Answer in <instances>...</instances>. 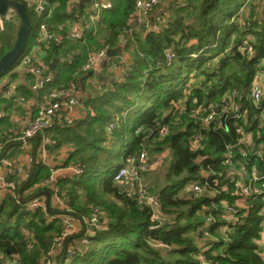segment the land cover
<instances>
[{
    "label": "trees",
    "instance_id": "trees-1",
    "mask_svg": "<svg viewBox=\"0 0 264 264\" xmlns=\"http://www.w3.org/2000/svg\"><path fill=\"white\" fill-rule=\"evenodd\" d=\"M134 2L135 0H115L114 8L104 13L103 22L112 34V44L121 34ZM190 2L194 5L193 14L196 8L199 9L197 22L185 27L183 15L176 10L169 27L166 26L160 33L147 34L139 39V52L125 81L117 83L115 91H108L91 100V109L78 124L58 129L65 140L75 144L72 155L80 160V166L84 168L81 175L59 180V188L64 189L69 196L68 203L72 211H61L49 203L46 212L50 216L54 215V219L49 220L42 209L29 208V203L46 191L52 193L47 186L28 196L24 195V189L51 176L50 169L42 164L35 163L23 184L16 188L18 198L12 194L7 195L9 206H0V251L6 257L17 256L18 264H41L55 245V238L63 230V219L59 216L66 213L81 220L82 225L77 233L64 238V249L57 256V264H200L199 255L212 264H264L258 254L259 245L256 242L262 220L258 213L262 205L260 197L250 201L249 215L242 224L230 229L228 240L223 239L216 231L217 226L223 224L222 219L212 227L213 234L220 238V242H216L214 247L216 251H201L202 247L191 235L203 222L202 213L207 212L206 208L212 206L213 202L220 201L221 198L233 202L234 197L229 191L234 192L235 184L224 178L223 154L227 144L237 143L239 140L236 121L226 120L225 126L204 128L189 112L179 118L175 114L176 105L181 99L185 100L187 109H191L201 103L218 102L226 91L247 90L259 64L264 61V13L260 18L246 21V27H243L228 23L240 7L239 0H189ZM67 3L68 0H59L49 21L57 32L65 31L67 25L64 23L71 18ZM190 4L178 9L191 12ZM27 13L33 28L25 52L34 37L32 17L35 18L36 15L28 10ZM61 25L63 27L60 29ZM248 33L256 38L253 44L255 52L252 55L239 50L242 39ZM178 34L181 37L176 40L174 36ZM192 39L195 40L193 43L190 42ZM173 43L176 44L174 50L177 57L172 66H165L164 51ZM102 45L92 38L85 43L67 39L59 45L53 41L48 43L50 56L65 59L64 63L58 65L61 73L58 76V86H68L76 81L73 75L75 72H82L79 69L90 50ZM77 48L81 54L70 63L67 57ZM141 52L143 55H140ZM207 63H210V67ZM186 71L188 75L179 81ZM2 75L4 73L0 77ZM191 79H196L195 83H191ZM248 107L247 130L253 131L255 142H264V125L258 128L259 110L251 103ZM128 110H133L134 118L128 115ZM115 118H119L120 124L112 132V136L114 142L116 140L121 143V150L115 158L121 163L119 161L116 164L112 151L107 153L109 158L101 159L97 154L101 150L108 151L101 145L103 140H109L106 125ZM158 122L170 123L171 132L165 138L154 141ZM83 125L85 128L82 130ZM139 126L144 131L135 134V129ZM198 130L203 135L202 146L193 150L190 141ZM127 134L130 138H126ZM153 142H156L158 152L168 148L171 154L170 163L166 167L168 180L159 190H154L162 204L163 217L166 216L161 224L152 219V209L149 206L127 197L114 180L116 172L128 156L138 155L145 145ZM58 143L60 141L57 145ZM87 146L95 148L97 152L85 155ZM259 165L264 166V159ZM211 168L217 172L220 188L225 183L229 185L228 192L224 191L219 198L180 196V191L189 181L195 178L204 181L202 171ZM69 183V187L63 188ZM183 206L188 209H181ZM6 207L9 210L2 219L3 211L8 209ZM95 208L102 210L100 222L86 235L89 225L84 218L90 217ZM157 224H160L158 228L151 229L152 225ZM86 236L89 244L83 245L81 240ZM74 241H79V244L68 248L69 244L74 245ZM158 243L167 244L170 249L157 246ZM223 245L225 248L220 251ZM71 249L75 252L73 256L69 255Z\"/></svg>",
    "mask_w": 264,
    "mask_h": 264
},
{
    "label": "built area",
    "instance_id": "built-area-1",
    "mask_svg": "<svg viewBox=\"0 0 264 264\" xmlns=\"http://www.w3.org/2000/svg\"><path fill=\"white\" fill-rule=\"evenodd\" d=\"M20 1L25 6L29 5L32 12L38 13L40 19L38 28L34 34L35 42L32 48L24 52L4 74L7 76L6 82L3 78H0V99L6 98L13 101L17 106H25L32 109V116L27 125L22 130L6 136L4 142H0V161L5 165V172L0 174V195L3 192H7V194H12L16 198L19 196L16 193L17 184L15 180L18 178H22V181L25 180L31 170L24 164L16 160L8 159L5 156L7 145L11 142H16L19 149L27 151L32 149V140L38 135H42V148L45 145L56 144V140L46 135V131L54 126L63 128L73 125L79 104V88L78 83L73 81L68 86L46 89V94L41 98L33 99L23 93L20 79L17 80L14 75L23 72L26 76H32L35 79L32 89L36 91L45 90V85L52 81L53 76L45 75L47 65L41 61L38 50L43 46L46 47L51 41L57 45L61 44L65 39L87 42L89 34L94 36L98 28L102 25L101 21H103L102 16L104 12L112 10L115 6V0H89V2L83 3L85 5L80 10L76 9V5L81 0H68L69 10H75L74 18L76 24L71 27L67 25L65 31L58 33L51 28L49 23L55 6L59 4L57 0ZM252 1L245 0L244 7ZM259 1L264 2V0ZM162 3L163 0H135L133 10L121 29V44L123 47L130 44V39L134 38L136 34L144 32L147 34H155L164 30L166 22ZM243 11L242 7L240 13L234 16L231 22H234L236 17ZM7 21L8 18L0 15V34L4 31ZM242 21V26L246 27L247 20ZM253 43L254 40L247 36L240 43L239 50L242 53L252 55L255 52ZM110 46L112 44L107 43L105 47L95 50L91 49L83 65V70L86 72H94L99 63L104 60L106 64L113 65L122 70L123 76L126 78L131 70V64L122 56H109L107 49ZM3 51L4 46L0 35V56ZM78 54V50H73L69 57H67L68 61L73 63L78 57ZM140 55H143V53L141 52ZM164 55L165 66H172L177 57L175 50L173 48H166ZM192 55L196 56V54ZM207 66L210 67V63H207ZM145 74H147V71H145ZM96 82V80L92 81L93 84H96ZM113 85H110L108 91H115V86ZM184 101L181 99L176 105L175 114L177 118L189 112L190 116L194 120H197L204 128L225 126L226 120H233L236 121V132L239 135L237 143L226 145L223 160V165L225 166L224 178L235 184L234 192L228 190L229 185L227 183L222 188L219 187L220 182L217 177V172L212 168L202 171V176L205 178L204 181L197 178L192 179L181 190V192L185 191L186 198H200L203 196L219 198L224 191H229V194L234 197L233 202H230L227 198H221L220 201L213 202L212 206L207 207V212L202 213L204 217L203 222L197 226L191 235L195 238L197 244L202 247L201 251L208 249L216 251L214 247L216 242H220V238L213 234L212 227L218 220L222 219L223 224L218 225L216 231L223 239L228 240L227 230H233L234 226L242 224L245 217L249 215L251 208L250 201L256 197H260L262 205L258 213L262 217V220L256 242L259 245L258 254L264 261V166L260 167L259 165V162L264 159V142H255L253 131L247 130L246 127L249 116V103L259 110L260 123L258 128L264 125V61L259 64L255 76L245 92H241L238 89L229 90L223 93L218 102L201 103L191 109H187ZM63 108L66 110L65 112H62ZM224 114H226V117L223 121L222 117ZM119 124V118H115L109 122L106 125L107 133H112ZM157 126L155 137H153L154 141L165 138L171 132L170 123L158 122ZM143 131V127L139 126L135 129V134ZM202 141L203 135L201 130H198L191 138V148L193 150L201 148ZM147 148L149 147L145 145L138 155L128 156L116 172L114 180L127 197L135 199L139 204L149 206L152 209V219L161 224L164 220L162 204L158 195L146 183L144 175L146 172L160 166L166 156L163 152L152 158L153 156H151ZM66 169L75 175L84 173V168L80 165L69 164ZM52 179L53 176L51 175L44 182L49 184ZM58 192L60 193V191L56 190L55 195L61 197ZM62 200L58 198V201ZM28 206L32 209L47 211V205L43 199H34ZM67 209L68 212L72 211L70 206ZM214 211L218 212V214L215 215ZM101 214L102 210L95 208L90 217L84 218V221L89 225L86 235L91 233L92 229L99 224ZM46 216L48 219L52 217L47 212ZM160 224L152 225L151 229L158 228ZM62 228V232L55 238V245L41 261V264H57V259L53 257L54 248L66 236L77 233L80 229L79 226L70 222L68 219L63 221ZM81 243L83 245L89 244L87 236L82 238ZM156 245L163 246L167 250L170 249V246L167 244L158 243ZM223 248H225L224 245L219 250L222 251ZM74 253L72 249L69 251L70 256H73ZM3 257L5 258L6 256L0 251V264H18L17 256H12L9 261L4 260ZM198 258L201 260L200 264H212L202 255H199Z\"/></svg>",
    "mask_w": 264,
    "mask_h": 264
},
{
    "label": "crops",
    "instance_id": "crops-1",
    "mask_svg": "<svg viewBox=\"0 0 264 264\" xmlns=\"http://www.w3.org/2000/svg\"><path fill=\"white\" fill-rule=\"evenodd\" d=\"M59 2V0H57ZM85 3V2H83ZM187 4H189V0H163L162 3V9H163V13L165 16V26H168V24L171 21V17L175 14L176 11H173L176 7H187ZM251 4H253V8L254 11L251 9ZM59 5V4H58ZM56 5L55 8L58 6ZM85 4L81 5L80 2L78 3V5H76V9H82L83 6ZM243 7V12L241 14H239L235 21L236 24H239L240 26H242V20H251L254 18H260L262 17V9L264 7V2L262 4V2H260L259 0H253L249 5L244 7V1L241 0L240 1V7L238 9V11L230 18V20L228 21V23H234L231 22L232 18L234 16H236L238 13H240L241 9ZM256 10L258 11V14L255 15L254 13L256 12ZM67 11L71 14V18H69L68 20L65 21L64 25H69L74 26L76 24V20L74 18V13L75 10L70 11L68 8V3H67ZM106 13V12H104ZM195 13H199V9L198 12L195 9ZM251 13H253L252 18H251ZM247 14V16L245 15ZM103 20H104V15L102 16ZM39 19H40V15L37 13L35 15V20H36V26L34 27V34L38 28V23H39ZM50 21V20H49ZM102 25L98 28L97 33L92 36L91 34H89L88 36V40L90 38H92L93 41H98L101 44H103L101 47H105L107 45V43H111V37L112 34L109 30H107V27L105 26V23L103 21H101ZM127 22V21H126ZM9 24V25H8ZM10 26V33H7V28L5 27L4 31L1 32V40H2V44L4 46V37L5 40L7 41V43L11 42V38H12V33H16V30L14 29V24L11 20H8L6 22V26ZM63 27V25L60 26V29ZM52 28V27H51ZM53 29V28H52ZM5 32V34H4ZM58 33H62V32H58ZM250 33H248L247 35H249ZM147 35V33H140V34H136L134 36V38L130 39L131 42L130 44H127L126 46L123 47V52L121 53H117L115 55H119L122 56L125 60H127L130 64L133 63L134 59L136 58L137 53L139 52L138 50L134 49L135 44L138 42L139 39L144 38ZM247 35L242 39V41L247 37ZM121 35H119L114 44H112V46L110 47H115L118 45H122L121 44ZM16 37V36H15ZM233 39L235 38V35H233L232 37ZM256 39V38H255ZM195 40L192 39L190 42L193 43ZM34 37L33 40L31 42V44L29 45L28 51L32 48V46L34 45ZM255 42V41H254ZM255 44V43H253ZM109 47V46H108ZM98 47H93L92 49H99ZM172 48V47H170ZM78 50V57L81 54V51L79 48H77ZM40 56H41V61L47 65V70L45 72V75H51L53 76V79L51 82L47 83L45 85V90L43 91H36L32 89V85L35 82V79H33L32 76H26L23 72L14 75L17 80L20 79V85H21V89L23 91V93L29 97V98H33V99H39L41 98L44 94H46V89H51L52 87H58L57 81H58V76L61 74L60 73V66L62 63H64V58L62 57H58V56H50L49 54V50L48 47L43 46L41 49L38 50ZM90 53V52H89ZM58 57L60 58V61L56 64V66L54 67L53 70L50 69V63L52 62V60ZM77 57V58H78ZM116 57V56H115ZM217 60V58H216ZM86 62V60H85ZM84 62V63H85ZM83 63V65H84ZM83 65L81 66V68L79 70H82L81 73H77L75 72L73 75V79L76 80V82L78 83V96H79V104L77 107V115L75 116V120L73 125L74 126L76 124H78V122L83 119L89 112V109H91V105L89 104V102L91 100L96 99L97 97H101L104 94H106L108 92V88L110 87V85L116 86L117 83H121L123 81H125V77L123 76V72L122 70H120L119 68L113 66V65H108L105 63L104 60H102L97 69L93 71H89L86 72L83 70ZM5 82L7 80V76L4 75L2 77ZM96 80V84H93L92 81ZM63 86V85H61ZM66 110L63 108L62 112H65ZM32 116V109L29 107H22V106H17L13 101L6 99V98H2L0 99V142H4L5 137L8 135H11L13 133H15L16 131H20L22 130L27 123L29 122L30 118ZM114 120V119H113ZM111 120V121H113ZM110 121V122H111ZM109 124V123H108ZM58 129H61V127H51L46 131V135H48L50 138H53L54 140H56V142L61 141L62 142H66V140L64 139V136L58 132ZM126 138H130V135H126ZM32 149H29L27 151H23L21 149H19L18 145L16 142H11L10 144L7 145V148L5 149L6 154L5 156L8 159L11 160H16L22 164H24L27 168H29L30 170L33 168V166L36 164H42L45 165L48 169H50L51 171V175L53 176V179L51 181V183L46 184L43 180L42 182V186L43 189L46 188L47 186H49L50 190L52 191V193H50L49 191H46L45 194L41 195L40 197H38L37 199H43L45 200V202H49L52 203V206L59 208L61 211L63 210H68L67 207L69 206L68 203V195H65V190L61 188H59V180L62 179H66V178H72L75 176V174L73 172H71L70 170H67L66 168H61V161L65 160V163L67 162V160L69 159V154L68 151L72 150L71 147H67L66 151H64L63 149H61L59 151V149H56L55 146L56 144H50L48 147L43 146L42 148V135H38L35 138H33L32 140ZM167 150V153L169 154L168 156V160L169 162H167V165H169L170 160H171V154L170 151L168 150V148H165L164 151L161 152H157V154L159 153H165V151ZM74 152V151H73ZM59 153V154H58ZM70 164H73L72 162ZM65 169V170H64ZM5 165L3 163H1L0 161V174H3L5 171ZM61 171H65V172H61ZM49 178V177H48ZM17 187L21 186L23 184L22 178H18L15 180ZM58 190L60 191V195H64L63 197H57L55 195V191ZM47 192H49V195L47 194ZM7 195V192H3L1 196H5ZM59 199H63L62 201H58ZM68 212V211H67ZM64 214V215H63ZM60 218L64 220L68 219L70 222H73L74 224H76L77 226L81 227L82 223L78 218L73 217L70 214H66V213H61V215L59 216ZM54 219V215L49 219V220H53ZM63 225V223H62ZM74 245H70L68 248H73L74 246L79 244V241H74L73 242ZM64 249V242L62 241L60 244H58L55 248H54V252H53V257L54 258H58L57 256L59 254L62 253ZM6 261H9L10 258L9 257H5ZM58 260V259H57Z\"/></svg>",
    "mask_w": 264,
    "mask_h": 264
},
{
    "label": "rangeland",
    "instance_id": "rangeland-1",
    "mask_svg": "<svg viewBox=\"0 0 264 264\" xmlns=\"http://www.w3.org/2000/svg\"><path fill=\"white\" fill-rule=\"evenodd\" d=\"M241 0H239V2H240ZM243 1H245V0H243ZM262 2V1H261ZM191 3V4H190ZM189 4V10L191 11V12H189V11H187V10H185V11H180L178 8L179 7H176L173 11H176L177 10V12H179V13H181L182 15H183V19H184V22H185V27L187 26V24H191L192 22H197V20H196V18H197V16L199 17V13H195L194 12V14L192 13V9H193V2H190ZM262 4H263V2H262ZM251 6V9L254 11V8H253V4H251L250 5ZM26 7H27V10L29 11V12H32V11H30V6L29 5H26ZM195 9V8H194ZM196 10H197V12H198V8H196ZM262 12L264 13V10H262ZM255 15H257L258 14V11L256 10V12L254 13ZM246 16H247V14H245ZM252 15H253V13H251V18H252ZM32 17V16H31ZM32 20H33V23H34V25L36 26V20H35V18L34 17H32ZM247 22H248V20H247ZM9 25V24H8ZM6 26V27H8L7 28V33H10V26ZM167 27H169V24H168V26ZM108 30V29H107ZM4 34H5V32H4ZM11 34V33H10ZM15 36H16V33H12V38H11V42L10 43H7V41L5 40V37H4V52H6L8 49H9V47L10 46H12L13 45V43H14V40H15ZM247 36H249L250 38H252L254 41H255V36L252 34V33H250L249 35H247ZM181 37V34H178V35H176V36H174V38L176 39V40H179V38ZM255 43V42H254ZM139 40H138V42L135 44V46H134V49L135 50H139ZM173 49H175V47H176V44L175 43H173V45L171 46ZM170 48V47H169ZM188 75V72L186 71V72H184L183 74H182V76H181V78H179V81L180 80H184L185 79V77ZM193 74H191V76H192ZM3 77V75L0 77V78H2ZM191 83H195V81H196V79H191V80H189ZM134 96V95H133ZM117 104H119V103H117ZM140 106H142V103L140 104ZM144 109H142V111H143ZM129 112H128V115L129 116H131V118H134V112H133V110H128ZM85 128V125H83L82 126V130ZM107 132V131H106ZM108 137H109V140L108 141H106V140H103L102 141V145L101 146H103V148H106L108 151H106V152H104V150H101V151H96V149L95 148H93V147H91V146H87L85 149H86V151H84V154L85 155H89L90 153H94V152H97V154H98V156L99 157H102L101 159H104V158H109V156H108V152L109 151H112L113 152V154H112V157H113V159L115 160V158L117 157V155H118V152L121 150V143H117V141L115 140V142H114V139H113V136H112V133H108ZM156 142H153V144L152 143H149V144H147V146L149 147V148H147L148 149V151L150 152V154H151V156H153L152 158H154V156L155 155H157V152L159 151L158 150V146L155 144ZM67 147H71L72 148V150H70V151H68V154H69V159L67 160V164L65 163V161H66V159L65 160H62L61 161V168H66V166L67 165H69L71 162L73 163V164H75V165H81V162H80V160H77L78 158L77 157H73V155H72V152L75 150V144L72 142V141H69V140H66V142H62L61 141V143L59 144L58 143V145H56L55 146V148L56 149H59V151L61 150V149H63L64 151H66L67 149ZM164 151V150H163ZM59 154V153H58ZM105 155H107V157L105 156ZM224 155V154H223ZM165 156H166V158L163 160V163L160 165V166H158L157 168H155V169H152V170H150V171H148V172H146L145 173V175H144V179H145V181H146V183L148 184V185H150V187H151V189L152 190H159V188L162 186V185H164L165 183H166V181L168 180H166V173H167V169H166V167L168 166L167 165V162H169V160H168V156H169V154L167 153V150L165 151ZM114 160H113V162H114ZM116 162H114V164H116L117 162H119L118 160H115ZM119 163H121V161L119 162ZM83 166H84V164H82ZM65 170V169H64ZM61 172H65V171H61ZM44 180H45V178H43ZM43 179L41 180V181H39V183H37V184H35V185H33V186H30V187H27L26 189H24V195L25 196H28V195H30V194H32V193H34V192H38L40 189H43V187H41L42 186V182H43ZM69 185H70V183L68 184V185H64V187L63 188H65V187H69ZM67 190V189H66ZM8 195V194H7ZM7 195H5V196H1L0 197V206H2V205H4V204H6L7 206H9V204H10V201H8V199H7ZM65 195H66V193H65ZM64 195H61V197H63ZM180 196L181 197H185V196H187V195H185V191H180ZM6 208H8L7 210H4L3 211V214H2V219H4L5 218V216H6V212L9 210V207H6ZM56 209H59V208H57L56 207ZM181 209H183V210H187L188 209V207L187 206H183V207H181ZM64 212H67L66 210H63ZM69 213V212H68ZM165 218H166V216H165ZM165 218H164V220H165ZM14 219H15V217H14ZM12 221H14V220H12ZM24 231L25 232H27L26 231V229H24ZM229 232H230V230H227V234H229ZM6 256V255H5ZM3 259H5L4 257H3Z\"/></svg>",
    "mask_w": 264,
    "mask_h": 264
},
{
    "label": "water",
    "instance_id": "water-1",
    "mask_svg": "<svg viewBox=\"0 0 264 264\" xmlns=\"http://www.w3.org/2000/svg\"><path fill=\"white\" fill-rule=\"evenodd\" d=\"M83 2H89V0H81ZM0 15L8 18L14 24L16 30V37L13 45L0 56V75L5 74L14 63L24 54L28 43L29 35L32 31L33 24L27 13L25 4L20 0H0ZM123 52V46L118 45L107 49L109 56H113L117 53ZM60 61V58L55 57L50 63V69L53 70L56 64ZM226 114L223 115L224 121ZM48 147V145L46 146ZM49 195V192H47ZM47 207L49 202L46 203Z\"/></svg>",
    "mask_w": 264,
    "mask_h": 264
}]
</instances>
